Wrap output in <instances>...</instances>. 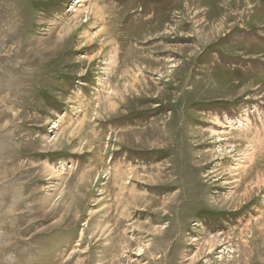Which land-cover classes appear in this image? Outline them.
Returning <instances> with one entry per match:
<instances>
[{"label": "rangeland", "instance_id": "374dc122", "mask_svg": "<svg viewBox=\"0 0 264 264\" xmlns=\"http://www.w3.org/2000/svg\"><path fill=\"white\" fill-rule=\"evenodd\" d=\"M263 134L264 0H0V264H264Z\"/></svg>", "mask_w": 264, "mask_h": 264}, {"label": "bare ground", "instance_id": "6f19581e", "mask_svg": "<svg viewBox=\"0 0 264 264\" xmlns=\"http://www.w3.org/2000/svg\"><path fill=\"white\" fill-rule=\"evenodd\" d=\"M101 31H97V34H99ZM240 129V128H239ZM264 135V134H263ZM264 137V136H263ZM120 139V138H119ZM256 141V140H255ZM262 141V140H261ZM264 142V141H263ZM257 144V143H256ZM257 146V145H256ZM118 170V169H117ZM116 170V171H117ZM115 171V172H116ZM136 172H133V173H131V174H133V175H135L136 176V174H135ZM129 174V172L128 171H123V172H117L116 174H115V177H119V179H120V187H121V189H123L124 188V186H123V183H124V181H122V179H125L124 178V175H128ZM258 176V178H259V176H260V174H258L257 175ZM261 176H263V177H261L260 178V181H261V183L263 182L264 183V174H262ZM139 179H141L142 177H140V175L139 176H137ZM262 185V184H261ZM117 196V201H120V200H123L125 203H127V201H126V199L125 198H123V195L121 194V193H119V194H117L116 195ZM122 196V197H121Z\"/></svg>", "mask_w": 264, "mask_h": 264}]
</instances>
